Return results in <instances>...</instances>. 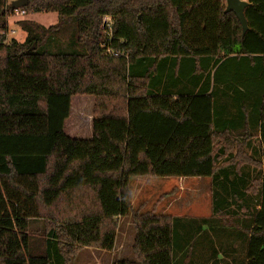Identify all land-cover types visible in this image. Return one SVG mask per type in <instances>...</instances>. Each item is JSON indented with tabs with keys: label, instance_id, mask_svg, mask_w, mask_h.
I'll return each instance as SVG.
<instances>
[{
	"label": "trees",
	"instance_id": "16d2710c",
	"mask_svg": "<svg viewBox=\"0 0 264 264\" xmlns=\"http://www.w3.org/2000/svg\"><path fill=\"white\" fill-rule=\"evenodd\" d=\"M246 1L242 33L222 0H27L57 21L0 44V264L111 251L127 215L134 260L114 264H173L175 219L132 211L134 177L211 178L214 213L246 210L243 264H264V0ZM74 95L93 96L89 138L64 131Z\"/></svg>",
	"mask_w": 264,
	"mask_h": 264
},
{
	"label": "rangeland",
	"instance_id": "374dc122",
	"mask_svg": "<svg viewBox=\"0 0 264 264\" xmlns=\"http://www.w3.org/2000/svg\"><path fill=\"white\" fill-rule=\"evenodd\" d=\"M6 1L11 5L15 0ZM222 1L226 6L225 0ZM5 20L10 28L15 29V39L23 41L25 32L21 29V21L28 20L48 27L56 23L57 15L47 12L31 13L27 10V14L22 18L6 14ZM93 102L91 95L71 97L69 115L64 122V131L68 136L90 137ZM246 150L244 153L236 154L231 161L239 165L248 164L249 169H254L248 191L251 195L258 189L257 171L260 166L259 163H251ZM231 151L235 155V149ZM211 184V178L208 177L130 179L129 200L132 211L174 217L173 264H243L244 250L241 240L244 235L242 228L247 219L246 210L244 212L237 204L231 203L229 209L236 211V217L228 213H214ZM236 201L239 200L234 199V202ZM134 233L131 215L118 217L113 250L82 247L71 257L69 264H114L122 259L134 260L132 252Z\"/></svg>",
	"mask_w": 264,
	"mask_h": 264
},
{
	"label": "built area",
	"instance_id": "2783aa9c",
	"mask_svg": "<svg viewBox=\"0 0 264 264\" xmlns=\"http://www.w3.org/2000/svg\"><path fill=\"white\" fill-rule=\"evenodd\" d=\"M27 14V11L24 7H16V8H10L7 12V15H10L11 17H24ZM112 19L109 16H104L102 18V34L103 37L106 40H110L112 35ZM15 38V29L10 28L9 25L6 24L4 29L0 30V44H7L11 41V39ZM104 46V45H103ZM105 53H110V49L106 48Z\"/></svg>",
	"mask_w": 264,
	"mask_h": 264
},
{
	"label": "water",
	"instance_id": "95a60500",
	"mask_svg": "<svg viewBox=\"0 0 264 264\" xmlns=\"http://www.w3.org/2000/svg\"><path fill=\"white\" fill-rule=\"evenodd\" d=\"M225 3H226V6H225L224 11L234 13L236 19L241 25L242 33H244L245 30L247 29V21L244 16V8L247 5V1L245 0H225ZM26 4H27V0H15L11 4V7L12 8L24 7Z\"/></svg>",
	"mask_w": 264,
	"mask_h": 264
},
{
	"label": "crops",
	"instance_id": "0c3cea01",
	"mask_svg": "<svg viewBox=\"0 0 264 264\" xmlns=\"http://www.w3.org/2000/svg\"><path fill=\"white\" fill-rule=\"evenodd\" d=\"M92 120V117H90V121ZM91 124V123H90ZM90 129H91V127H90ZM82 130V129H81ZM86 129H84V131H85ZM91 134H92V132H91ZM91 134H89L90 135V137H91ZM180 178H187V179H195L196 177H180Z\"/></svg>",
	"mask_w": 264,
	"mask_h": 264
}]
</instances>
